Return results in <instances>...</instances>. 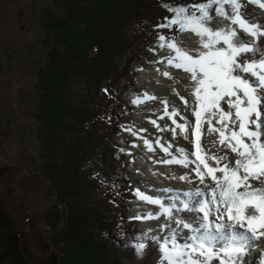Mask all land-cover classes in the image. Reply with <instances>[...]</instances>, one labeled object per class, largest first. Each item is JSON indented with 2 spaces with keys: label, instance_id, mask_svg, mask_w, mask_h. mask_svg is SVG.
Listing matches in <instances>:
<instances>
[{
  "label": "trees",
  "instance_id": "1",
  "mask_svg": "<svg viewBox=\"0 0 264 264\" xmlns=\"http://www.w3.org/2000/svg\"><path fill=\"white\" fill-rule=\"evenodd\" d=\"M53 1L54 10H47L41 21L46 53L37 70L39 93L33 117L43 166L57 191L58 201L49 209L46 223L60 245V263L155 264L159 253L152 236L140 233L137 222L125 216L131 182L124 173L126 152L115 139L126 131L136 106L131 100L141 95L137 75L153 54L157 34L152 31L158 30L161 18L139 21L140 15L148 14L139 0H128L120 17L116 12L123 0ZM115 25L123 29L121 34L112 30ZM137 25L138 32L128 33ZM108 52L110 59H104ZM74 80L84 85L82 99L71 97ZM104 107L111 112H102ZM93 185L112 192L111 199L126 207L111 211L106 201L95 200ZM18 230L0 198V264H32ZM141 242L149 246L142 257L133 247Z\"/></svg>",
  "mask_w": 264,
  "mask_h": 264
},
{
  "label": "snow or ice",
  "instance_id": "2",
  "mask_svg": "<svg viewBox=\"0 0 264 264\" xmlns=\"http://www.w3.org/2000/svg\"><path fill=\"white\" fill-rule=\"evenodd\" d=\"M249 2L264 8L261 0ZM163 6L172 15L165 17L157 29L175 27L179 33H191L197 38L198 47L183 48L175 36L163 33L157 37V47L167 48L168 55L156 63H166V67L182 71L191 82V104L184 97L180 99L186 109L191 108L194 117V122L189 121L177 108L169 111L168 101H162L164 114L157 119L167 117L172 127L161 128L157 120L151 123L160 131H170L173 138L179 135L189 140L191 150L178 146L173 154L172 143L165 146L157 140L156 145L170 157L159 162L190 168L204 187L182 193L177 188L167 204L137 191L139 200L158 206L159 211L135 219L163 217L162 229L169 228L170 221L177 225L169 235L152 237L159 253L155 264H213V261L242 264L249 252V242L264 237V112L260 110L264 105L261 95L264 92V51L257 47L259 39L264 37V29L243 17L239 0ZM213 6L216 15L228 21L225 27L210 26ZM226 7L231 9V14L225 11ZM239 33L250 37L249 42L241 41ZM256 53L259 59L255 58ZM249 54L253 59L245 58ZM162 75L172 78L167 71ZM153 99L154 96L145 93L143 99L135 96L131 103L139 105ZM205 127L209 135L216 134L217 151L225 150L224 154L205 149L202 143ZM144 144L149 151L155 150L149 140L145 139ZM178 179L193 182L187 173ZM180 213L192 215L181 216ZM181 228L187 231L181 232ZM133 247L136 255L142 257L149 246L141 242ZM260 264H264V253Z\"/></svg>",
  "mask_w": 264,
  "mask_h": 264
},
{
  "label": "rangeland",
  "instance_id": "3",
  "mask_svg": "<svg viewBox=\"0 0 264 264\" xmlns=\"http://www.w3.org/2000/svg\"><path fill=\"white\" fill-rule=\"evenodd\" d=\"M139 1L146 7L148 13L147 16L140 15L139 21H150V17H155L157 19L161 18L159 23L161 24L164 22L165 17L172 15L163 6L165 4L163 3L164 0ZM198 1V3L206 2V0ZM127 2L128 0H123L118 6L116 16L120 17L121 14L126 13L127 7L125 5ZM261 2H264V0H261ZM239 3L243 5L240 8L243 17L253 24H259L264 29V8L250 3L249 0H239ZM54 6L53 0H0V171L7 168L4 173L0 174V198L8 216L15 222V228L19 229L25 257L32 264H61L58 257L60 255V245L55 243V232L46 223L49 209L53 208L58 201L57 191L48 179L43 166L44 161L40 155L43 149L37 137L38 123L33 117L39 93L36 86L38 83L37 70L42 65L46 53V49L41 44V40L45 38L41 21L45 12L54 10ZM214 8L215 6L210 10L212 15L210 26L214 29L225 27L228 21L217 16ZM225 11L231 14L229 7H226ZM138 26H133V29H130L131 31L129 30L128 33L133 34ZM112 30L121 34L123 29L119 30L115 25ZM152 32L155 35L157 34L156 37L160 33L169 37L175 36L183 48L193 49L198 47L197 41L195 43L185 41L183 36L186 32L180 35L175 27L171 30L167 28L155 29ZM239 39L247 43L250 37L239 33ZM154 42L153 54L147 58L145 65L137 75V88L143 95L152 92L149 87L143 84L146 74L155 68L156 73L161 76L166 68V63L157 64L156 61L161 57H166L168 49L157 47V38ZM257 47L264 51V37L259 39ZM110 55L109 52L106 55L104 54V59L105 56L110 59ZM245 58L251 60L253 56L249 54ZM255 58H260L259 53L255 54ZM117 70L119 69L117 68ZM244 75L245 78H249L246 74ZM83 86L80 80L72 82L70 93L73 99L84 98ZM261 95L264 96V92ZM169 96L171 97V95ZM103 110L111 112V108L106 109L104 107L102 112ZM138 110L139 105H136L129 120L126 121L128 126L130 124V127L127 126L125 129H131L132 131L126 130L121 139H115V143L120 146L122 151L125 150L124 152H126V155H123L122 158L125 164L124 173L131 179L132 185L130 188L126 187L129 192L127 194L131 198V204L125 216H136L141 213L140 210L144 206V201L137 198V191L142 190L145 191V195L149 194L144 184L141 183L144 173L141 170L137 151L142 148L147 149L144 144L145 139L149 140L153 146L155 140L161 141L159 135L162 131L156 127H153L149 132L146 131L143 124L136 118ZM260 110L264 112V105L261 106ZM157 123L162 127L159 121ZM133 132L136 135H133ZM169 143V141L166 142L167 145ZM166 144L165 146H167ZM96 180L98 179L96 178ZM93 189L92 195L95 200L102 201V203L106 201V205L109 206L111 211L117 212L119 208L126 207L125 203L121 206L116 199H111L112 192H107L106 189H100L99 187L96 188L95 185H93ZM189 190H193V188ZM135 198L137 200L132 201ZM149 212L148 210L142 214L146 216ZM145 221L141 220L138 230L140 232L150 230L154 234L150 226H147L148 228L144 226ZM171 225L166 231L167 235L172 231L173 227ZM154 235L164 236V234ZM2 248L0 244V249ZM249 250L253 254L247 257L251 259L247 261L256 263L258 256L261 257V254L264 253V237L254 240L253 244L250 242Z\"/></svg>",
  "mask_w": 264,
  "mask_h": 264
},
{
  "label": "bare ground",
  "instance_id": "4",
  "mask_svg": "<svg viewBox=\"0 0 264 264\" xmlns=\"http://www.w3.org/2000/svg\"><path fill=\"white\" fill-rule=\"evenodd\" d=\"M185 41L190 43H195L197 38L191 34L186 32L183 36ZM169 72L171 74V79L165 77L164 75L159 76L156 73V69L153 68L146 74L144 78L143 84L149 87L152 92H150V96H154L155 99L145 101L144 103L139 104V110L136 112V118L139 122H141L144 126L146 131H150L153 127H155L151 121L157 120L159 123L162 124L161 128H164L166 125L168 127H172V122L170 119L165 117L164 120H158V116L164 114V105L161 101L167 100L169 111L173 107L177 108L180 114L186 117L189 121L194 122V117L192 116L191 108H185L183 101L180 97H184L189 101L191 104L192 97L191 93V82L187 77V74L183 73L180 70L166 67L163 72ZM162 72V73H163ZM184 75V77H183ZM143 85V86H144ZM146 87V88H147ZM145 88V86H144ZM177 93L179 95H177ZM171 95V97L169 96ZM143 99V98H142ZM162 99V100H161ZM177 121L183 123L179 117H176ZM156 130V129H155ZM153 132V131H152ZM158 136V135H157ZM161 136V143L166 144L167 141L172 143L173 148L172 152L175 154V150L178 146H184L188 150H191V144L189 140H185L183 136H177L176 138L172 137V133L170 131H162L160 133ZM217 139L216 134H208L207 127L204 129V135L202 138V143L205 149H209L212 153L216 154H224L225 150H220L219 145L214 143ZM157 140H155L156 142ZM164 144V145H165ZM155 147H153L154 151H149L145 148H142L140 151H137L139 155V160L141 164V170L144 173V178L141 183L144 184V187L152 194L154 197H158V194L162 196L165 200L166 204L169 203V197L172 196L175 192V189H179L182 192L188 191L189 189L193 188L195 190L197 187L203 188V185H200L198 180L195 178L194 173H192L189 169L180 167L178 165H167L160 163L163 159H169L170 157L166 156V154L160 150V148L154 143ZM167 145V144H166ZM185 173L189 174L192 177L193 182L187 183L178 179L179 176L184 175ZM138 182V181H137ZM145 182V183H144ZM206 183H211L207 181ZM255 186H259L256 182H253ZM182 184V185H181ZM168 189H172L173 191H168ZM183 198V197H182ZM143 210H150L153 214L159 211L158 206L152 208L151 205H145ZM251 214V212H249ZM181 216H186V213H180ZM188 216L192 215L191 213H187ZM165 220L161 217L159 220H146L144 222V226H150L154 229V234H164L167 235V229H162L160 225L164 224ZM172 224V225H171ZM172 229L176 228L177 225L174 221L170 222ZM148 228V227H147ZM181 232H186L187 230L180 229ZM188 235L190 236L191 233L189 232ZM251 242V241H250ZM251 248V247H250ZM251 252L243 257V260H246L244 264H258L257 262H251L247 260H251L247 258ZM243 262V261H242Z\"/></svg>",
  "mask_w": 264,
  "mask_h": 264
},
{
  "label": "water",
  "instance_id": "5",
  "mask_svg": "<svg viewBox=\"0 0 264 264\" xmlns=\"http://www.w3.org/2000/svg\"><path fill=\"white\" fill-rule=\"evenodd\" d=\"M7 168H4L3 170L0 171V174L1 173H4L6 171Z\"/></svg>",
  "mask_w": 264,
  "mask_h": 264
}]
</instances>
